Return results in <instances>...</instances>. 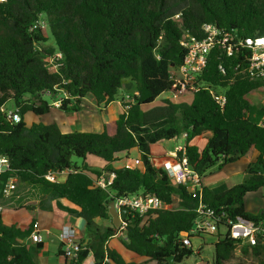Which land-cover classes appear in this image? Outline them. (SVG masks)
<instances>
[{
	"label": "trees",
	"instance_id": "16d2710c",
	"mask_svg": "<svg viewBox=\"0 0 264 264\" xmlns=\"http://www.w3.org/2000/svg\"><path fill=\"white\" fill-rule=\"evenodd\" d=\"M206 24L242 39L264 35V0H0V158L10 163V170L0 175V202L6 212L14 198L27 199L31 186L51 200H67L74 208L64 209L84 220L87 236L78 259L67 264H83L89 257L95 264H137L108 245L122 230L115 226L108 202L124 196H156L168 205L179 198L174 208L129 214L124 221L125 250L157 264H170L171 257L181 264L194 255L192 247L183 245L181 233L194 226L200 203L223 208L233 219L264 220L263 211L252 215L244 203L248 193L264 188V104L251 102L264 83L250 81L243 72L248 49L230 57L213 50L200 78L205 86L189 102L167 99L145 109L163 93L179 91L170 76L187 54L182 42L188 35L202 38ZM219 87L225 89L224 107L211 93ZM135 92L139 95L130 109H123L113 123L114 134L106 128L74 132L48 122L56 102L70 114L80 112L88 97L103 107ZM8 104L20 114V122L7 118L2 108ZM185 134V151L177 158L186 157L202 180L227 164L255 160L246 170L247 179L218 190L202 184L201 199L175 185L167 169L152 161L150 145ZM195 138L206 141L203 150L192 144ZM136 150L140 167L114 168L122 154L131 157ZM90 156L107 166L92 169L86 163ZM74 158L84 165H74ZM64 170L71 172L63 181L46 179L49 172ZM110 173L116 178L107 190L95 185ZM11 177L16 190L4 198ZM4 213L0 264H39L44 244L28 241L35 221L28 228L7 225ZM211 236L217 239L214 264L229 262L238 248L264 264V245H241L221 226Z\"/></svg>",
	"mask_w": 264,
	"mask_h": 264
},
{
	"label": "built area",
	"instance_id": "2783aa9c",
	"mask_svg": "<svg viewBox=\"0 0 264 264\" xmlns=\"http://www.w3.org/2000/svg\"><path fill=\"white\" fill-rule=\"evenodd\" d=\"M182 45L187 50L183 65L172 70L170 76L171 80L179 87L178 92H171L174 99L183 96L192 97L205 86L202 84L200 78L207 68L209 55L215 49L223 51L228 57L233 56L240 48L248 49L250 51L248 57L249 63L243 72L250 81L264 83V35L242 39L237 34H231L224 28H220L215 24H206L203 27L202 38L195 39L188 35L182 42ZM61 57V54H58V58ZM211 93L216 97L217 103L221 107H224L227 101L225 93H219L216 90H211ZM138 95V92L127 94L124 100H120L125 111L130 109L131 104L134 102V96ZM54 106L59 108L60 102H56ZM2 110L11 122L17 123L21 121V116L15 109H10L5 105ZM184 137L186 138L187 134H185ZM179 151L184 152L185 146L180 147L178 149V152ZM174 157H176V161L165 162L162 166L167 169L174 184L186 186L192 193H201L203 183L199 174L190 167L186 157L178 159L177 154H174ZM141 164L142 161L140 159H133L126 161L124 167L134 170L140 167ZM9 170L10 163L8 159L6 157H1L0 175ZM70 172L69 170L49 172L46 175V179L54 183L59 182L62 181V177H66ZM115 178V173L105 174L103 177L96 180L95 185L107 190L109 185L114 182ZM16 186V179L11 177L3 189V197H11L16 190ZM115 204L117 209L128 208V215L132 214V216H145L148 212L153 210L171 209V205L164 203L160 198L156 196H145L144 194L117 198L115 199ZM5 210L6 207L0 202V215L4 213ZM220 226L224 227L230 237L241 245H264V220L257 222L242 217L233 219L227 216L223 208L217 211L203 203H200L197 208V217L192 229L181 233L182 243L184 246L190 248L193 244V238L201 235L216 234ZM121 228H125L124 222ZM59 239L62 243L63 255L70 261H76L79 252L82 250V243L76 238V230L72 227H65L60 232ZM28 241L32 244L44 242L42 230L38 222L33 224Z\"/></svg>",
	"mask_w": 264,
	"mask_h": 264
},
{
	"label": "crops",
	"instance_id": "0c3cea01",
	"mask_svg": "<svg viewBox=\"0 0 264 264\" xmlns=\"http://www.w3.org/2000/svg\"><path fill=\"white\" fill-rule=\"evenodd\" d=\"M251 99L256 101L254 96H251ZM54 111L59 113L58 116L55 115V117L51 118V120L48 119V117ZM84 111L86 114V121L88 122H86L85 119L83 118ZM122 111H123V107L120 100L119 101L116 100L107 106L99 107L97 106L96 101L93 98L88 97L83 101L82 111L66 114L60 111L59 108L54 107L52 113L47 117H45L44 119H48V122L58 119L59 125L62 128L74 132H81L84 131L85 129L91 128V126L93 125H98V123H102L101 126L103 127V130L106 128L108 129L110 134H114L115 127L113 123L119 119ZM89 113L91 119L93 120V124H91L90 120L88 119ZM180 138H184L185 142L183 144H178V145L173 144V142H177ZM192 144L196 145L200 150H203L206 146V141L202 138H195L192 141ZM185 145H186L185 137H175L174 139L171 140H163L156 144L150 145L149 155L157 167H159L158 165L162 167V165H164L165 162L176 161V157H174V154H177L178 149L180 147H184ZM121 157L122 159L120 161L113 164L114 168H122L126 163V161L128 160H133V159L141 160V156L140 154H137V151L131 157L128 156L126 157L124 154H122ZM243 160L245 159H241L237 162L246 163V161ZM119 162H121L122 165L119 167H115V164ZM86 163L91 168L92 166L95 165H100L102 167L104 166V168L107 166V163L105 161L104 164H102L103 162H92V163L86 162ZM226 166L221 170H213L210 174H208V176L204 177L202 180L203 186L208 187L210 189L218 190L225 187L231 188L237 184L244 182L241 181V178L245 177V175L247 174L245 167H242V169H237L235 173L229 174L227 173V170H229L230 167L228 165ZM104 168L99 170H103ZM223 177L225 178L221 179ZM234 177H238V178L240 177V178L237 179L236 182L234 183L228 182ZM178 201L179 198L177 199L176 203H178ZM174 207L176 206L172 204L171 208ZM64 208L73 209L74 207L65 199L60 201L51 200L42 191L41 188L36 186H31L28 197L23 202V204L18 206V209L16 208L17 210H15V208L13 207L7 210V212L9 211L11 212V214L7 216L3 214V222L7 225L18 224L22 228H28L33 221L38 222L40 224L42 235L44 238V242H43L44 248L39 254L38 263L67 264L69 260L63 255V253L62 254L60 253V250L62 251V243L59 239L60 232L65 227H72L76 230V238L80 242L87 236L84 227L85 226L84 220L76 217L75 215L70 214ZM20 211H26L27 215L23 216L22 218L20 217L21 220L19 219V216L13 218V214ZM5 218H7L8 220L12 219L11 223H8ZM52 239H54V242H52ZM115 239H122L121 243L115 242L116 241ZM124 239H125V234L120 232L118 235L114 236L112 239L109 240L108 245L111 248L117 249L119 252L123 253L128 262H135L137 264H157L156 262H149L146 258L136 257L130 254L128 251H126L122 243ZM51 245L52 246L54 245L56 249L55 248L52 249L50 247ZM93 263L94 261L92 260L91 257H89L83 264H93Z\"/></svg>",
	"mask_w": 264,
	"mask_h": 264
},
{
	"label": "rangeland",
	"instance_id": "374dc122",
	"mask_svg": "<svg viewBox=\"0 0 264 264\" xmlns=\"http://www.w3.org/2000/svg\"><path fill=\"white\" fill-rule=\"evenodd\" d=\"M44 30H45V34L48 35V29L45 28ZM216 91L219 92V93H223V92H225V89L219 87ZM253 96L256 99V101L251 99L252 103H255V104L257 103L259 106L264 104V93L263 92H257ZM167 99H171V100L177 101V102H189L190 99H191V96H183V97H179L177 99H174V97L171 94V92H165V93H163L162 95H160L158 97V99L156 100V103L145 107V109L149 110L152 107L159 106V105L163 104V101H165ZM7 107L10 108V109H13L12 104H8ZM58 114L59 113H57L56 111H54L52 113L53 117H55V115L58 116ZM52 115H50V116H52ZM83 118L86 121L85 111H84ZM29 119H30V117H29ZM88 119L90 120L91 124H93V120L90 117V113L88 114ZM54 121L59 123L58 120H54ZM86 122H88V121H86ZM101 124L102 123H98V125H93V126H91V128L85 129L84 131H90V132L103 131V127L101 126ZM184 142H185L184 138H180L177 142H173V144H177L178 145V144H183ZM137 154H139L138 151H137ZM243 161H246V163L245 162H239V163L238 162L237 163L234 162V164L233 163L227 164L230 167V169L227 170V173H229V174L230 173H235L237 171V169H242V167H245L246 170H247L249 165H250V163L254 162L255 160H251V161L243 160ZM87 162H90V163H92V162H103L102 164H104V161L102 159L97 158L95 156H90ZM73 163H74V165H76L78 167H82L84 165V161L82 159H79V158H74L73 159ZM121 165H122V163L119 162V163L115 164V167H119ZM158 166L161 167L160 165H158ZM102 168H104V166L103 167L100 166V165L92 166V169H96V170H99V169H102ZM223 168H221V169H223ZM221 169H218V170H221ZM215 170H217V169H215ZM225 174H226V172H225ZM225 177H223L221 179H224ZM247 177H248V175L246 174L245 177L241 178V181H245L247 179ZM239 178L238 177H234L231 180H229L228 182L234 183ZM64 179H65V177L61 178L62 181ZM174 199L177 202L178 198L174 197ZM25 200L26 199L24 197H21L19 199L14 198L12 200L13 201V203H12L13 204V208H15V210H17L18 206L23 204V202ZM244 203H245V206H246V210L252 215H258L262 211L264 212V188L261 189L259 192L248 193L246 195V197H245ZM177 204L178 203H175L174 205L177 206ZM9 214H11V212H9V211L8 212L6 211L4 213V215H6V216L9 215ZM26 215H27L26 211H20V212L14 213L13 214V218L19 216V219L21 220V218L23 216H26ZM5 219H6V221L8 223H11V221H12V219L11 220H8L7 218H5ZM106 224H109V222L106 223ZM122 230H121V232H122ZM122 233H124V232H122ZM115 240H116L115 242L121 243L122 239H115ZM216 241H217L216 237H213L211 235H205L203 237L200 236V237L193 238V240H192V243H193L192 244V248L194 250V255H192L190 258L184 260L181 264H214V246H213V244ZM52 242H54V239H52ZM50 247L52 249L55 248L54 245L53 246L51 245ZM225 264H257V263L251 256L244 255L242 253L241 248H238L235 251V254H234L233 258L229 262H227Z\"/></svg>",
	"mask_w": 264,
	"mask_h": 264
},
{
	"label": "water",
	"instance_id": "95a60500",
	"mask_svg": "<svg viewBox=\"0 0 264 264\" xmlns=\"http://www.w3.org/2000/svg\"><path fill=\"white\" fill-rule=\"evenodd\" d=\"M196 197H197V199H200L201 193L197 192ZM108 204L110 207L109 211H110V214L112 216V219H113L115 226L120 227L122 225V223L127 219L129 209L128 208L117 209L116 204H115V199H111L108 202ZM170 264H174L173 257L170 258Z\"/></svg>",
	"mask_w": 264,
	"mask_h": 264
}]
</instances>
